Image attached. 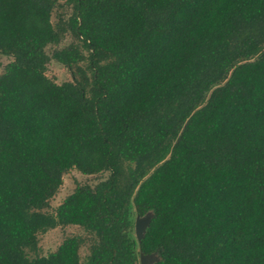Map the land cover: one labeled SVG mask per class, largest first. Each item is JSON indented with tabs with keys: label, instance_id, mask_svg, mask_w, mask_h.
Returning <instances> with one entry per match:
<instances>
[{
	"label": "trees",
	"instance_id": "obj_1",
	"mask_svg": "<svg viewBox=\"0 0 264 264\" xmlns=\"http://www.w3.org/2000/svg\"><path fill=\"white\" fill-rule=\"evenodd\" d=\"M57 1L0 0V264H264V0Z\"/></svg>",
	"mask_w": 264,
	"mask_h": 264
},
{
	"label": "rangeland",
	"instance_id": "obj_2",
	"mask_svg": "<svg viewBox=\"0 0 264 264\" xmlns=\"http://www.w3.org/2000/svg\"><path fill=\"white\" fill-rule=\"evenodd\" d=\"M71 13L70 5L66 4L64 0L57 1L51 11L50 21L53 25H57L59 21L66 19ZM72 40L69 33H64L61 36V40L58 47L68 44ZM54 46L50 45L46 48L47 52L50 53ZM8 57L0 54V71L3 65L8 61ZM45 73L48 77L53 79L57 83H61L72 79L71 71L64 67L61 63L50 59L46 66ZM108 175L107 171L94 173V174H83L77 169H71L64 173L62 176V183L58 188V191L48 202V209L53 210L63 198L69 194L77 184H88L95 185L98 181L104 179ZM136 219V217H135ZM135 225V220H134ZM135 234V227H134ZM69 235H85L84 230L77 225H59L44 232L37 233V254L47 255L49 252L54 251L61 241ZM88 253L87 245H81L79 248V258L84 261ZM27 254L32 257L34 254L31 251H27ZM141 255V254H140ZM139 255L140 264H147L150 260L155 258V255L151 256L152 259L141 260Z\"/></svg>",
	"mask_w": 264,
	"mask_h": 264
},
{
	"label": "water",
	"instance_id": "obj_3",
	"mask_svg": "<svg viewBox=\"0 0 264 264\" xmlns=\"http://www.w3.org/2000/svg\"><path fill=\"white\" fill-rule=\"evenodd\" d=\"M149 217H150V213H147L144 216H136L134 227H135V235L138 239L142 236L143 230H144V228H145V226L149 220ZM153 255L154 254H141L140 258L142 261L143 260H149V259H152L151 256H153Z\"/></svg>",
	"mask_w": 264,
	"mask_h": 264
}]
</instances>
